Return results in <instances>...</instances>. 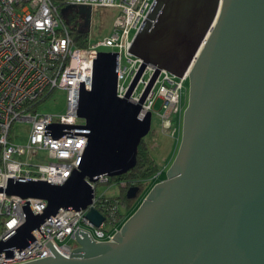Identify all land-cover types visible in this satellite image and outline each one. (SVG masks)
<instances>
[{"label":"water","instance_id":"water-1","mask_svg":"<svg viewBox=\"0 0 264 264\" xmlns=\"http://www.w3.org/2000/svg\"><path fill=\"white\" fill-rule=\"evenodd\" d=\"M87 33L91 8L65 4L60 17ZM140 62L123 97L114 92L117 53L97 51L91 84L81 85L76 116L87 131L80 160L62 183L8 178L5 194L39 197L46 204L0 238V251L32 239L43 218L60 208L84 209L97 226L88 181L126 172L148 131L150 113L138 118L158 71L186 73L187 97L175 153L111 240L94 241L76 228V246L20 264H264V0H151L130 37ZM153 70L136 102L126 98L143 68ZM61 126V125H57ZM137 185L125 189L133 198Z\"/></svg>","mask_w":264,"mask_h":264},{"label":"built area","instance_id":"built-area-1","mask_svg":"<svg viewBox=\"0 0 264 264\" xmlns=\"http://www.w3.org/2000/svg\"><path fill=\"white\" fill-rule=\"evenodd\" d=\"M151 0H0V187L8 178L16 181L44 180L62 183L77 167L86 129L83 120L76 116L80 85L88 89L91 84L92 60L98 51L96 46L107 47L104 51L117 53L114 92L123 97L140 59L128 52L130 37L144 17ZM65 4H85L115 9L110 33L96 43L77 45L69 34L67 24L60 17L59 8ZM68 16V15H67ZM75 20V19H74ZM130 30L132 33L130 34ZM124 56L127 65L120 64ZM153 67L147 64L127 100L136 102L140 91ZM146 73V77L143 74ZM186 73L176 76L160 69L146 93L137 117L146 111L151 113L159 99L155 113L163 130L177 135L181 113V88ZM141 88L135 92L136 84ZM53 88L65 93L64 111L58 114L24 112L36 100ZM176 110L177 124L171 123ZM26 121L29 129L23 145L12 144L7 134L12 121ZM57 125H61L60 127ZM37 150L45 152V161L33 163L29 158ZM25 154L24 160L11 154ZM110 177L101 174L95 181H88L93 189L90 206L103 216L97 226L84 216V209L60 208L43 218L32 231V239L20 248H10V253L0 251V264H20L52 253L44 243L48 240L62 255H68L77 245L73 237L76 228L89 232L94 241L111 240L118 230L120 216L116 214L117 202L109 201L102 194L95 195L96 183L107 182ZM123 186L124 182H118ZM30 213H39L46 202L39 197H19L0 190V238L23 221V205Z\"/></svg>","mask_w":264,"mask_h":264},{"label":"rangeland","instance_id":"rangeland-1","mask_svg":"<svg viewBox=\"0 0 264 264\" xmlns=\"http://www.w3.org/2000/svg\"><path fill=\"white\" fill-rule=\"evenodd\" d=\"M115 15V9L112 7H103V6H93L91 7L90 16H89V28L86 33V43L92 44L96 43L98 40L102 39L103 36H106L110 33L112 19ZM132 30H130V34ZM98 51H104L107 47L103 45L96 46ZM120 64L127 65L124 56L122 55L120 58ZM146 77V73L143 74ZM187 87L188 80L187 78L182 83L181 88V96H180V104L183 109L186 97H187ZM141 88V83L138 82L135 86V92H138ZM33 105L24 110V112H37V113H50V114H58L64 111L65 107V93L60 88H53L50 90L43 98L32 102ZM159 99H156L152 111L150 113V122L148 131L141 137V141L145 144V148L147 151L148 158L151 159L155 165L157 170L155 173L146 179L141 194L136 198L131 212L125 215L126 217L118 224L117 228H119L122 222L134 211L142 197L145 193L151 188V186L157 181L161 180L165 176V170L169 165L179 140L180 135V118L181 113L178 119L179 130L177 134V140H175V135L170 133L169 131L163 130L160 125V120L155 111L159 108ZM181 109V112H182ZM177 112L173 111L171 115V123L177 124L176 120ZM29 129V123L26 121H12L7 138L8 141L12 144L23 145L26 141V136ZM12 158H17L18 160H24L25 154L16 155L14 153L11 154ZM29 161L33 163H42L45 161V152L43 150H37V152L33 153L29 158ZM119 181L111 180L109 182L96 183L94 187L95 195H111L115 196L119 193ZM121 193H125V189L121 191Z\"/></svg>","mask_w":264,"mask_h":264},{"label":"trees","instance_id":"trees-1","mask_svg":"<svg viewBox=\"0 0 264 264\" xmlns=\"http://www.w3.org/2000/svg\"><path fill=\"white\" fill-rule=\"evenodd\" d=\"M53 1H58V0H53ZM71 17H72L71 18L72 21H74L75 17L74 16ZM74 24L75 22H73L72 25L69 22L67 24V27L69 29V34L72 40L79 46L86 45V33L77 32L74 29ZM44 96H42L41 98H43ZM156 170L157 168L155 163L148 158L145 144L143 143V141L140 140L136 148L135 164L126 172L116 176H111L108 179L107 182L111 180H115V181L122 180L124 182L123 186H119L120 189L118 195L115 196L104 195L98 197V199L105 197L109 201L117 202L118 207L116 210V214L120 216L119 224L126 217L125 215H127L132 211L131 208L138 195L141 194L146 179L152 176ZM131 185H137L138 190L133 198H127L125 197L124 193H121V191H123L124 189H126L128 186Z\"/></svg>","mask_w":264,"mask_h":264},{"label":"flooded vegetation","instance_id":"flooded-vegetation-1","mask_svg":"<svg viewBox=\"0 0 264 264\" xmlns=\"http://www.w3.org/2000/svg\"><path fill=\"white\" fill-rule=\"evenodd\" d=\"M71 16H74V17L76 16L73 10L68 14V22L72 25L73 22H75V20L72 21V19H71L72 17Z\"/></svg>","mask_w":264,"mask_h":264},{"label":"crops","instance_id":"crops-1","mask_svg":"<svg viewBox=\"0 0 264 264\" xmlns=\"http://www.w3.org/2000/svg\"><path fill=\"white\" fill-rule=\"evenodd\" d=\"M178 134V133H177ZM175 140H177V135H175Z\"/></svg>","mask_w":264,"mask_h":264}]
</instances>
